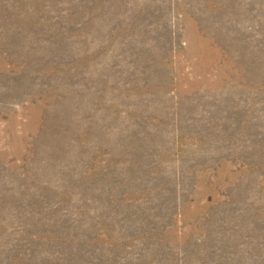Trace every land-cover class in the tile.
<instances>
[{"label":"rangeland","instance_id":"374dc122","mask_svg":"<svg viewBox=\"0 0 264 264\" xmlns=\"http://www.w3.org/2000/svg\"><path fill=\"white\" fill-rule=\"evenodd\" d=\"M0 264H264V0H0Z\"/></svg>","mask_w":264,"mask_h":264}]
</instances>
